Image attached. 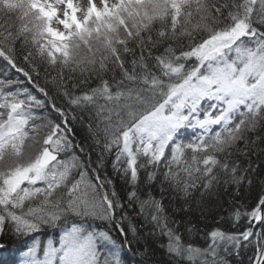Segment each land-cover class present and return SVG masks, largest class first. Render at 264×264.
I'll list each match as a JSON object with an SVG mask.
<instances>
[{"label":"snow or ice","instance_id":"6c2138e0","mask_svg":"<svg viewBox=\"0 0 264 264\" xmlns=\"http://www.w3.org/2000/svg\"><path fill=\"white\" fill-rule=\"evenodd\" d=\"M0 59L19 264H135L146 237L173 264H264V0H0Z\"/></svg>","mask_w":264,"mask_h":264},{"label":"trees","instance_id":"16d2710c","mask_svg":"<svg viewBox=\"0 0 264 264\" xmlns=\"http://www.w3.org/2000/svg\"><path fill=\"white\" fill-rule=\"evenodd\" d=\"M5 67V62L0 59V75H2V70ZM9 75L12 77H15L17 74L14 70L9 72ZM80 135H83L82 130L80 131ZM261 147H264V145H261ZM253 161V166L256 167V172L253 174V187L251 192V200L252 203H255V196L257 192L259 191L260 186V179L264 178V154H260L259 156H252L251 157ZM258 166V167H257ZM109 173H111V167L109 165L108 168ZM116 180V186L119 191L123 193L124 191V185L122 181L119 179V176L114 177ZM231 191V189H230ZM195 199H198L197 197L194 198V200L191 203V211L188 214V216L185 217V219H191L193 223H195L198 227H204L206 221L201 220V209L197 207L195 203ZM228 196L221 194V199H217L216 197H206L205 198V205L207 208L206 216H207V222L208 226L210 227V222L213 220L214 217H216L218 214L226 215L224 212V209L227 208V201ZM182 203L180 201H174L172 202L171 206L169 207V211H172L173 207L179 206V204ZM165 204H169V201L166 199ZM130 214L134 217V222L137 224L138 227H141L143 225V220L141 218L136 217V213L133 209H129ZM183 215V213H181ZM243 223V222H241ZM226 228H230V225H225ZM234 230V229H230ZM142 232H146V228H141ZM192 242L198 245H203L204 241L200 239V237L193 233ZM0 242L6 243L7 247L4 249H0V264H19V250H18V242L11 239L8 234L6 233L4 237H0ZM157 241L152 239L151 237H146L141 240V243L139 247L141 250L144 247H147L149 249L148 254L146 256H135L133 257L131 254L125 252V259H128L130 262L134 261L135 264H173L171 261L169 255L166 253V251L163 248H160L157 246ZM134 246V250H135Z\"/></svg>","mask_w":264,"mask_h":264}]
</instances>
